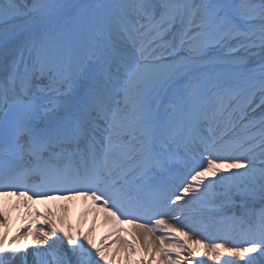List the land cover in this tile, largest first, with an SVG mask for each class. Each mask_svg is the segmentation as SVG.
<instances>
[{
	"label": "snow or ice",
	"instance_id": "obj_1",
	"mask_svg": "<svg viewBox=\"0 0 264 264\" xmlns=\"http://www.w3.org/2000/svg\"><path fill=\"white\" fill-rule=\"evenodd\" d=\"M203 258L264 264V0H0V264Z\"/></svg>",
	"mask_w": 264,
	"mask_h": 264
},
{
	"label": "bare ground",
	"instance_id": "obj_2",
	"mask_svg": "<svg viewBox=\"0 0 264 264\" xmlns=\"http://www.w3.org/2000/svg\"><path fill=\"white\" fill-rule=\"evenodd\" d=\"M56 205V204H55ZM22 207V205H20ZM19 206V207H20ZM16 208V210H11V208L9 209V213H10V223H11V227H10V238L11 235L16 233L17 228L14 225L19 224L18 221L22 222L23 220H25V216L24 214H20L19 209L20 208ZM56 209H57V214L61 213L62 207L61 206H57L56 205ZM67 216L69 218V221L75 225L76 227L80 228L82 232L87 231L88 228L90 226H92L93 223V217L96 216L94 214V211H89V214L87 217H84L82 219L81 217V212L76 211V219L71 215L70 211L67 213ZM110 225L106 222L105 220V216H102V218H99V223L95 224V231L92 233V239L94 240V242L97 243V245L100 244L101 238L103 236H105L109 230ZM133 229H131L130 231H132ZM198 237L193 235L192 239H197ZM22 240L24 238H21ZM107 244H110L111 241H107ZM29 251H31V249H29ZM204 259V264H214V262L207 260V258H203Z\"/></svg>",
	"mask_w": 264,
	"mask_h": 264
}]
</instances>
